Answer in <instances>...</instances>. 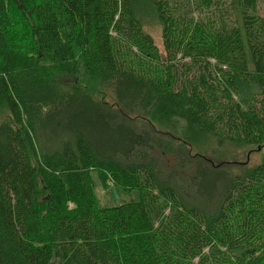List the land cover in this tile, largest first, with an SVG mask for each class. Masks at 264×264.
<instances>
[{"label":"trees","instance_id":"16d2710c","mask_svg":"<svg viewBox=\"0 0 264 264\" xmlns=\"http://www.w3.org/2000/svg\"><path fill=\"white\" fill-rule=\"evenodd\" d=\"M260 3L0 0V264H264Z\"/></svg>","mask_w":264,"mask_h":264},{"label":"rangeland","instance_id":"374dc122","mask_svg":"<svg viewBox=\"0 0 264 264\" xmlns=\"http://www.w3.org/2000/svg\"><path fill=\"white\" fill-rule=\"evenodd\" d=\"M260 7L261 12L264 14V3H260ZM144 31L152 37L159 50V53L164 55L161 39V27L159 23L155 19H148L144 24ZM60 81L69 85H77L82 83L92 90V93L96 96V98L102 99L104 102L106 101L111 103V100L108 98V95L105 93V91L101 89L100 86L91 84L89 78L85 77L82 73H79L74 77L62 76ZM8 119L9 116L6 109L0 107V122L7 121ZM221 150L222 155L217 157L220 161L233 162V160H236L238 163L246 165L247 167H254L255 165H258L264 161V146L248 148L223 146ZM93 184L94 195L101 207H116L123 203L136 201L138 199L137 192L125 193L111 183H107L105 186L102 185L96 174L93 175Z\"/></svg>","mask_w":264,"mask_h":264}]
</instances>
